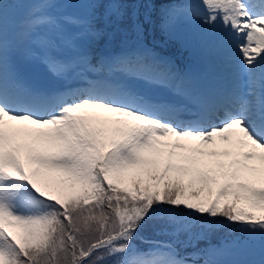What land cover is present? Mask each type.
<instances>
[{
    "label": "snow or ice",
    "instance_id": "6c2138e0",
    "mask_svg": "<svg viewBox=\"0 0 264 264\" xmlns=\"http://www.w3.org/2000/svg\"><path fill=\"white\" fill-rule=\"evenodd\" d=\"M154 5L85 0L86 14L56 16L39 0L18 22L0 0V264H200L218 231L264 241V0L160 16L169 35L182 20L222 30L238 78L222 97L141 43ZM102 41L120 50L97 53Z\"/></svg>",
    "mask_w": 264,
    "mask_h": 264
},
{
    "label": "trees",
    "instance_id": "16d2710c",
    "mask_svg": "<svg viewBox=\"0 0 264 264\" xmlns=\"http://www.w3.org/2000/svg\"><path fill=\"white\" fill-rule=\"evenodd\" d=\"M198 1L199 0H155L154 7L150 9L152 11L154 23L151 27L146 28L145 36L141 43L146 46L147 49H149L153 55L165 57L168 61H174L175 63L181 64L185 67H190L194 65L192 59H190L187 55L188 38H179L180 34L182 33L179 30H176V33L174 35H169L165 31H162L160 26V16L170 5L197 3ZM8 2L10 4H13L14 9L18 11H27L35 2H37V0H8ZM144 11L145 9H140L141 13H143ZM201 27L202 26L192 25V27L187 29V31H191L193 29L199 30ZM171 40L173 41V43H175V45L177 44L176 47L171 46ZM119 50V47L115 45L111 48H106L103 41L95 49L97 53L103 52L105 55L116 53ZM143 235L145 237V240L167 239V237L154 236L150 232H145ZM219 236H225L226 238H228L225 239L227 241H229L230 239L233 241L238 239L239 242L245 241L244 247H242L240 250L238 248H235V250L230 251L239 252L241 254V257L229 256L225 259H220L218 257L210 255L209 253H207V255H204V251H207L209 247H213V244ZM210 237L211 238H209L207 241H201L198 245L199 249L204 250L196 252V254L194 255L198 259L208 257L211 258V260L223 261L225 262V264H261V262L264 261V241L261 240L259 235H241L239 233L232 235L230 234L229 230L222 232L218 231ZM145 240L137 239L134 241V243L138 249H142L147 246H150V244L146 243ZM179 251L181 255H184L186 253H192L194 250L192 248L185 249L183 246H181L179 248Z\"/></svg>",
    "mask_w": 264,
    "mask_h": 264
},
{
    "label": "rangeland",
    "instance_id": "374dc122",
    "mask_svg": "<svg viewBox=\"0 0 264 264\" xmlns=\"http://www.w3.org/2000/svg\"><path fill=\"white\" fill-rule=\"evenodd\" d=\"M60 2H62V4L60 3H56V4L61 6L62 8L61 11L59 9V6H57V8L52 9V14L56 16L82 15L83 13L87 12V9L83 6L85 0H60ZM26 18H23L20 21H23ZM199 23L201 22L193 21V20H182L180 24L176 27V30H179L182 32L179 38H182V37L188 38L187 44H190L189 46L191 47L190 49L187 50L188 54L190 56L195 57V59L197 58L198 62L201 63L200 64L201 67L196 70V73L198 74V77H199L198 79L199 81L201 80V84L198 81V79H196L195 81L196 87L199 89H202L203 87L202 84L212 79H215L218 82V84H221V85L231 86L232 80H234L237 83L238 78L234 71V66L233 65L226 66L221 61L222 59L225 60L229 58V54H227L226 57L219 58L220 56H218L214 60L202 62V58L204 57V51L202 50L203 47L208 46L211 49H213L215 52H218V50L220 49H225L226 47L222 44L223 32L220 28L213 30L211 32H206V33H197L194 29L191 31H187V29L191 28L192 25H197ZM176 30H175V33H176ZM44 31H47V30L45 29ZM203 34H208L210 37L205 39V41L202 43L197 42L196 39H198ZM191 39H192V42H191ZM170 44L173 47L177 46V44L175 45V43H173L172 40L170 41ZM21 63L23 67L25 68L26 74L30 72L31 74H34L35 76L40 77L42 75L43 70L41 66L25 64L23 61H21ZM169 66L171 70L176 73L173 66L171 64ZM225 239H228V238H226L225 236H219L216 239L215 243L213 244V247H209V249L207 250V253L215 257H218L220 259L222 258L225 259L226 257H229V256L241 257V254L239 252H236V251L230 252V251L235 250V248H238L240 250L242 247H244L245 241H240L239 243L236 244V243H233V240L231 239L229 241Z\"/></svg>",
    "mask_w": 264,
    "mask_h": 264
}]
</instances>
